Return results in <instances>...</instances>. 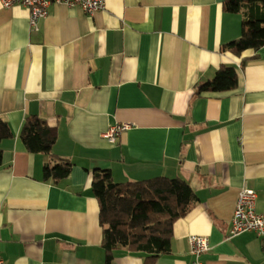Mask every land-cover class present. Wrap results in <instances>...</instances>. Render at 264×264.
<instances>
[{
	"label": "crops",
	"instance_id": "crops-1",
	"mask_svg": "<svg viewBox=\"0 0 264 264\" xmlns=\"http://www.w3.org/2000/svg\"><path fill=\"white\" fill-rule=\"evenodd\" d=\"M225 0H105L93 14L50 4L32 30L29 8L0 5V256L4 264H106L95 169L114 181L180 177L197 204L174 221L170 252L152 264L193 260L189 237L208 238L205 264H264L255 233L228 237L238 193L264 211V45L249 59L222 49L240 36L242 14ZM223 63L238 84L197 92ZM58 133L52 155L19 137L28 115ZM131 123L111 143L102 136ZM68 159L54 182L43 166ZM144 251L115 249L109 264H145Z\"/></svg>",
	"mask_w": 264,
	"mask_h": 264
},
{
	"label": "trees",
	"instance_id": "trees-1",
	"mask_svg": "<svg viewBox=\"0 0 264 264\" xmlns=\"http://www.w3.org/2000/svg\"><path fill=\"white\" fill-rule=\"evenodd\" d=\"M224 10L241 13L242 30L238 38L222 49L241 57L246 50H257L264 45V0H225ZM249 57H241L243 65ZM238 84L234 64L223 63L214 76L197 85V92H221ZM13 136L9 124L0 117V141ZM19 137L26 149L33 153L52 155L58 133L38 115L25 117ZM2 149L0 148V166ZM72 162L68 159L43 166V177L54 182L69 175ZM91 187L98 201L102 245L109 264L113 250L124 248L144 251L145 264H152L159 256L170 252L172 226L198 202L191 185L180 177L155 176L140 180L116 182L107 169H95Z\"/></svg>",
	"mask_w": 264,
	"mask_h": 264
},
{
	"label": "built area",
	"instance_id": "built-area-1",
	"mask_svg": "<svg viewBox=\"0 0 264 264\" xmlns=\"http://www.w3.org/2000/svg\"><path fill=\"white\" fill-rule=\"evenodd\" d=\"M53 3L78 6L85 13L93 14L104 7L105 0H0L2 7H10L16 4L28 7L30 11L29 22L32 30L37 29L38 20L47 15L49 5ZM130 126L131 123L128 122L115 123L110 125L102 136L113 143L117 136L130 128ZM255 204L256 192L251 188L242 187L234 206L228 237L251 231L260 239L261 246L264 249V211L258 212ZM188 240L189 251L194 258L183 264H205L200 259V256L209 249L208 238L202 235H191ZM0 264H4L1 256Z\"/></svg>",
	"mask_w": 264,
	"mask_h": 264
}]
</instances>
